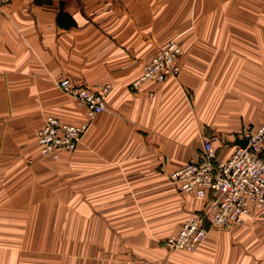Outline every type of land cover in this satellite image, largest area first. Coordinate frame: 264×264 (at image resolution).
<instances>
[{
    "label": "crops",
    "instance_id": "obj_1",
    "mask_svg": "<svg viewBox=\"0 0 264 264\" xmlns=\"http://www.w3.org/2000/svg\"><path fill=\"white\" fill-rule=\"evenodd\" d=\"M170 41L183 50L178 77L132 90ZM62 77L112 89L76 149L52 161L36 143L44 118L85 120ZM263 121L264 0H5L0 236H14L13 218L20 236H54L41 264H264L254 208L193 254L163 245L206 205L169 175L197 161L205 139L227 160Z\"/></svg>",
    "mask_w": 264,
    "mask_h": 264
},
{
    "label": "built area",
    "instance_id": "obj_2",
    "mask_svg": "<svg viewBox=\"0 0 264 264\" xmlns=\"http://www.w3.org/2000/svg\"><path fill=\"white\" fill-rule=\"evenodd\" d=\"M5 0H0V7ZM183 54L176 41H170L151 56L142 73L130 88L137 90L145 83L161 84L176 79L180 74L179 59ZM56 86L85 110V120L68 124L54 116H46L37 132V148L42 158L57 160L60 152H73L88 130L89 122L105 108V99L111 84L89 88L74 84L62 77ZM245 148L238 145L227 160H216L213 140L202 143L201 156L169 175L179 190L206 205L191 214L180 229L165 238L163 245L172 251L193 252L205 240L210 229L226 230L241 225L250 209L254 208L264 219V121L252 132L245 134Z\"/></svg>",
    "mask_w": 264,
    "mask_h": 264
},
{
    "label": "rangeland",
    "instance_id": "obj_3",
    "mask_svg": "<svg viewBox=\"0 0 264 264\" xmlns=\"http://www.w3.org/2000/svg\"><path fill=\"white\" fill-rule=\"evenodd\" d=\"M256 128L243 130L242 137ZM12 221L14 225L9 226V229H13L14 236H0V264H41L42 255L46 257L42 252H48L55 246L54 236H20L22 226L18 222H21V218H13ZM196 250L178 252L193 254Z\"/></svg>",
    "mask_w": 264,
    "mask_h": 264
},
{
    "label": "water",
    "instance_id": "obj_4",
    "mask_svg": "<svg viewBox=\"0 0 264 264\" xmlns=\"http://www.w3.org/2000/svg\"><path fill=\"white\" fill-rule=\"evenodd\" d=\"M246 144H247V141L246 140H238L237 141V145L241 148H245L246 147Z\"/></svg>",
    "mask_w": 264,
    "mask_h": 264
},
{
    "label": "trees",
    "instance_id": "obj_5",
    "mask_svg": "<svg viewBox=\"0 0 264 264\" xmlns=\"http://www.w3.org/2000/svg\"><path fill=\"white\" fill-rule=\"evenodd\" d=\"M36 2H37V0H36Z\"/></svg>",
    "mask_w": 264,
    "mask_h": 264
}]
</instances>
